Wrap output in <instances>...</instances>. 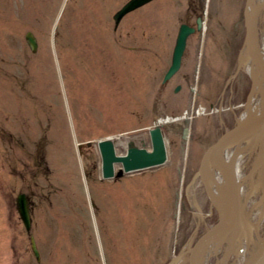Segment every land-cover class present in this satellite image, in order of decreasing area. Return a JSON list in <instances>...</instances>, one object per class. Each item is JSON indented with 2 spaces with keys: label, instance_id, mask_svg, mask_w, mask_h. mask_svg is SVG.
Returning a JSON list of instances; mask_svg holds the SVG:
<instances>
[{
  "label": "rangeland",
  "instance_id": "rangeland-1",
  "mask_svg": "<svg viewBox=\"0 0 264 264\" xmlns=\"http://www.w3.org/2000/svg\"><path fill=\"white\" fill-rule=\"evenodd\" d=\"M127 1L0 0V264H167L217 220L197 170L250 89L234 75L247 0H153L115 27ZM181 23L197 29L162 83ZM182 116L162 129L167 163L101 178L99 140Z\"/></svg>",
  "mask_w": 264,
  "mask_h": 264
},
{
  "label": "water",
  "instance_id": "water-1",
  "mask_svg": "<svg viewBox=\"0 0 264 264\" xmlns=\"http://www.w3.org/2000/svg\"><path fill=\"white\" fill-rule=\"evenodd\" d=\"M150 1L152 0H128L112 16L115 27L127 13L140 8ZM194 31L195 29L187 24L182 23L179 25L171 53L170 65L163 76L162 83L169 80L179 70L187 38ZM250 33L251 24L249 23L246 24L245 27L244 43L248 40ZM25 41L30 51L35 52L37 42L31 32L25 34ZM242 67L243 62L239 58L235 69V75ZM177 90L178 87L175 91ZM173 120H177V118ZM164 125L165 123H161V120H158L148 129L149 149L144 148L143 144L138 146L136 142L131 139L132 136H129V139L125 143V153L123 155H118L115 152L112 137L99 140L96 145L100 157L101 178L111 180L120 178L125 174L155 169L164 165L167 159L166 141L162 131ZM251 137L256 139L264 137V107L256 117L237 121L232 127L224 130L203 152L197 170L198 176L203 177L207 172L208 164H212L218 171L225 174L227 192L222 195L218 201L216 200L217 202L213 206L217 213V220L215 223L201 233L189 248L176 255L167 264H175L184 257L186 258L187 264H195V257L198 252L203 247L216 240L217 237L221 235H223V237L227 236L234 233L237 229L246 232L245 227L239 219V195L237 184L233 177L231 165L224 158V151L227 147ZM87 144H89V142ZM81 145L82 144H78V148H80ZM261 153L263 155V160L261 164L262 175L260 181L264 198V146ZM115 165H119L118 170H114ZM202 185L207 192L208 185L204 181ZM15 205L19 218L28 232L31 220L27 196L25 194L17 195ZM29 238L31 251L36 259H38V251L34 238L32 236ZM243 264H264V230L257 253L248 258Z\"/></svg>",
  "mask_w": 264,
  "mask_h": 264
},
{
  "label": "bare ground",
  "instance_id": "bare-ground-1",
  "mask_svg": "<svg viewBox=\"0 0 264 264\" xmlns=\"http://www.w3.org/2000/svg\"><path fill=\"white\" fill-rule=\"evenodd\" d=\"M245 23L251 24V33L248 40L243 44L239 58L243 62L241 73L250 79V89L244 109L235 115V123L256 117L264 107V32L261 31V22L264 19V0H247L244 10ZM232 109L231 107L229 108ZM199 112V111H198ZM182 117H177L181 119ZM170 118L161 119V123L170 122ZM132 136L139 146L147 142L146 134L115 135L112 136L115 152L118 155V148H123L125 143ZM166 141V140H165ZM264 137L260 139L246 138L237 142L224 151V158L231 165L234 180L237 184L239 195V219L245 227L246 232L237 229L233 234L217 237L209 245L203 247L195 257V264H211V259L221 253L217 264H243L248 258L257 253L264 230V198L256 195V186H261V164L263 160L262 148ZM167 151V146H166ZM168 161V152L166 157ZM251 159L250 168L258 170L257 180L248 178L246 175V160ZM256 168V169H255ZM115 165L114 170H118ZM207 172L200 177L208 185L205 192L208 202L213 207L216 202L227 192L225 174L218 171L212 164L207 167ZM251 173V172H250ZM217 200V201H216ZM220 252V253H219Z\"/></svg>",
  "mask_w": 264,
  "mask_h": 264
}]
</instances>
